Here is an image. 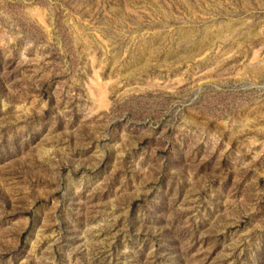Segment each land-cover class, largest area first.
I'll use <instances>...</instances> for the list:
<instances>
[{
	"label": "rangeland",
	"instance_id": "rangeland-1",
	"mask_svg": "<svg viewBox=\"0 0 264 264\" xmlns=\"http://www.w3.org/2000/svg\"><path fill=\"white\" fill-rule=\"evenodd\" d=\"M0 264H264V0H0Z\"/></svg>",
	"mask_w": 264,
	"mask_h": 264
},
{
	"label": "water",
	"instance_id": "water-1",
	"mask_svg": "<svg viewBox=\"0 0 264 264\" xmlns=\"http://www.w3.org/2000/svg\"><path fill=\"white\" fill-rule=\"evenodd\" d=\"M246 23L247 22H246V19L244 17H241V18H229L228 20L223 21L224 25H227V26L231 27L230 29L237 28L239 25L246 24ZM226 31H224V32H226ZM223 34H225V33H223ZM248 126H250V124L248 125V123H247L245 125V127H248Z\"/></svg>",
	"mask_w": 264,
	"mask_h": 264
}]
</instances>
